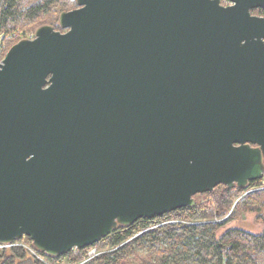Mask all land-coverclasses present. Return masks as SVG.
Masks as SVG:
<instances>
[{
    "label": "water",
    "instance_id": "water-1",
    "mask_svg": "<svg viewBox=\"0 0 264 264\" xmlns=\"http://www.w3.org/2000/svg\"><path fill=\"white\" fill-rule=\"evenodd\" d=\"M75 0L0 62V243L63 256L264 175V19ZM197 5V7L195 6Z\"/></svg>",
    "mask_w": 264,
    "mask_h": 264
},
{
    "label": "trees",
    "instance_id": "trees-1",
    "mask_svg": "<svg viewBox=\"0 0 264 264\" xmlns=\"http://www.w3.org/2000/svg\"><path fill=\"white\" fill-rule=\"evenodd\" d=\"M73 5L74 0H0V30L7 32L35 21L42 15L52 13L54 7H58L60 13L74 8ZM8 48L5 47L6 51ZM256 182L257 180L250 181L248 185L253 186ZM232 190L226 188L225 194L215 202L214 213L218 217L224 216L232 206L236 195L231 194ZM211 210L210 207L195 203L162 216L140 218L129 226H118L112 234L100 241L107 239L104 247L114 250L92 260L91 263L97 260L93 264H121L126 256L134 254L139 248H146L154 253V258L139 259L138 264H260V261L264 260V227L259 233L230 228L217 237L216 230L229 217L219 222L210 220L213 216ZM172 213L179 218L198 223H160ZM260 218L264 223V216ZM152 225L157 226L149 228ZM140 231L142 232L136 237L124 243ZM28 240L31 241L30 238ZM13 252L20 260L24 259L23 255H17L16 250ZM41 254L56 262L61 261L63 257ZM19 264L31 263L24 260Z\"/></svg>",
    "mask_w": 264,
    "mask_h": 264
},
{
    "label": "rangeland",
    "instance_id": "rangeland-1",
    "mask_svg": "<svg viewBox=\"0 0 264 264\" xmlns=\"http://www.w3.org/2000/svg\"><path fill=\"white\" fill-rule=\"evenodd\" d=\"M75 2V0H74ZM73 7H77V4L75 2V5ZM73 9V8H72ZM71 10V9H70ZM61 13V12H60ZM59 8L54 7L52 9V13L47 15L40 16L39 19L27 22L24 25H20L18 27H15L9 31H1L0 30V36L1 41L4 47H10L17 41L23 38H33L35 35L36 29L45 24L52 25L55 29L63 31L59 27L58 24V18H59ZM226 186L221 184L216 186L212 191L208 193H199L194 195V202L203 206V207H210L213 213V216L210 220L213 221H221L224 220L226 217L229 219L225 220L223 224L216 230V236L219 237L222 233H224L227 229L230 228H238L243 229L245 231L251 232V233H259L262 231L264 227V223L261 220L260 217L264 216V175L261 179L257 180L255 185L253 186H247L245 188H239L242 189L241 191L236 190L234 188L231 191V194H236L234 197V201L232 206L228 209L226 214L224 216L218 217L216 213H214V208H216V201L225 194ZM228 189V188H227ZM175 213H172L170 217L163 219L162 224L165 223H183V224H191V223H198V222H192L191 220L179 218L176 215H173ZM159 225V224H158ZM157 225H152L149 228L156 227ZM144 231V230H143ZM135 234L132 238L127 239L125 242L129 241L130 239H133L136 237L139 233ZM22 241L25 243H30L28 240V237H22ZM107 240V239H106ZM106 240L102 242H97L96 244H93L91 248H85V249H79L77 251L71 250L70 253L67 256H63L61 258V261H54L52 259H44L51 263V264H93L97 260L93 261L94 259L104 255L111 253L113 249H109L105 246ZM14 249H5L0 250V264H19L21 261L29 260L31 264H34L38 262L39 264H45L41 260L37 259L29 250H27L25 247H13ZM95 249L96 255L93 258H88V251L91 249ZM18 255H23L24 259L20 260L15 252ZM134 254L128 255L125 257V260L121 264H138L139 259H153L154 253L147 250L146 248H139L136 250ZM101 262H98L96 264H100ZM260 264H264V260L260 261Z\"/></svg>",
    "mask_w": 264,
    "mask_h": 264
},
{
    "label": "built area",
    "instance_id": "built-area-1",
    "mask_svg": "<svg viewBox=\"0 0 264 264\" xmlns=\"http://www.w3.org/2000/svg\"><path fill=\"white\" fill-rule=\"evenodd\" d=\"M5 53H6V49H5L4 45L2 44L1 36H0V62L2 61ZM21 239H17V240H14L12 242H9V243H0V250L10 249L13 247H25L37 259L41 260L43 263L51 264L44 259V256L41 254V252H39L37 249L34 248L31 241H30V243L20 242V241H22ZM89 248H91V246ZM72 250L77 251L78 249L74 248ZM94 252H95V249H93V248L91 250H89L88 251V258H93L96 255V253H94Z\"/></svg>",
    "mask_w": 264,
    "mask_h": 264
},
{
    "label": "flooded vegetation",
    "instance_id": "flooded-vegetation-1",
    "mask_svg": "<svg viewBox=\"0 0 264 264\" xmlns=\"http://www.w3.org/2000/svg\"><path fill=\"white\" fill-rule=\"evenodd\" d=\"M213 1H216V3H218L222 7H232L233 11H240L242 9V6L245 4L244 0H200V3L204 4L210 2V4L213 5ZM195 6L197 7L196 4ZM248 12L251 16L264 19V4L250 6L248 8ZM262 40H264V37H262Z\"/></svg>",
    "mask_w": 264,
    "mask_h": 264
}]
</instances>
